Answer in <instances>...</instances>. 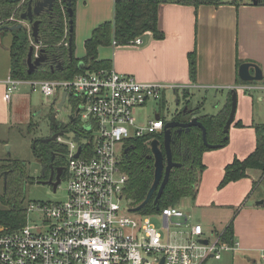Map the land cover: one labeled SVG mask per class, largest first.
<instances>
[{"label": "built area", "instance_id": "built-area-1", "mask_svg": "<svg viewBox=\"0 0 264 264\" xmlns=\"http://www.w3.org/2000/svg\"><path fill=\"white\" fill-rule=\"evenodd\" d=\"M142 44L139 35L125 45ZM112 45L122 44L113 38ZM22 82L40 87L47 96L60 93L55 105L66 92L77 119L71 130L87 142L73 140L65 145L67 199L33 201L27 216L36 212L38 222L30 224L27 219L18 229L0 227V264H161L162 259L164 264H203L210 256L220 259L224 252L238 249L236 240L224 241L219 233L213 240L206 237L203 225L191 222L179 206L169 205L157 214H137L121 205L123 199L129 202L124 193L128 174L122 166L129 140L149 136L150 145L164 133L168 121L160 116L141 123L137 110L151 99L163 100L167 89L176 90L177 85L141 81L111 68L85 69L72 78L9 76L7 101ZM153 216L161 217L165 237ZM261 256L264 262V249Z\"/></svg>", "mask_w": 264, "mask_h": 264}, {"label": "crops", "instance_id": "crops-1", "mask_svg": "<svg viewBox=\"0 0 264 264\" xmlns=\"http://www.w3.org/2000/svg\"><path fill=\"white\" fill-rule=\"evenodd\" d=\"M219 1V5L200 3L198 6L177 0L166 1L159 8V26L164 32L163 38L158 39L147 31L142 34V45H109L108 51L99 53L100 59L111 61V69L131 74L138 80L164 82L177 85L178 88L189 86L193 90L220 94L221 105H217L216 113L227 102L231 89H237L238 105L229 130L228 144L208 150L203 155L206 167L201 174L196 204L205 207H211L212 202L217 200L216 189L224 176L225 167L235 158L244 159L256 149L258 137L255 124H264V78L261 82L249 83H240L238 80L239 60L259 64L264 75V0L258 4L237 0ZM10 45L6 47L9 73ZM2 50L0 46V55ZM193 51L196 52L197 65L195 80L190 75L189 54ZM6 80L0 78L5 101ZM245 85H253L254 88L248 89L254 90L253 93L241 92L247 89ZM238 122L242 125H237ZM263 182L264 172L249 168L245 178L232 181L224 188L227 192L223 204H240L235 218H232V214L227 216L228 221L223 228L234 219V236L239 243L236 251L245 256L243 264H257L264 249V186L257 201L241 204L245 196Z\"/></svg>", "mask_w": 264, "mask_h": 264}, {"label": "trees", "instance_id": "trees-1", "mask_svg": "<svg viewBox=\"0 0 264 264\" xmlns=\"http://www.w3.org/2000/svg\"><path fill=\"white\" fill-rule=\"evenodd\" d=\"M70 1L73 10H75L76 0ZM166 1L169 0H116L114 20L103 22L93 30L92 35L85 41L86 53L82 58L74 56V13L72 17L69 16L68 0L57 2L52 10L37 17L41 20L38 43H42V48L49 59L34 73L29 74L25 59L34 40L31 37L32 33L25 25L13 31L6 27L17 25L22 21L21 14L27 10L29 0H0V39L9 32L13 35L9 48L11 57L10 76L22 80L38 76L41 79L72 78L85 69H108L111 67V61L99 58V47L112 44L113 38L125 45L147 31L152 32L158 39L164 37V32L159 26V8ZM177 1L197 6L200 3L221 4L219 0ZM70 48L73 51L72 58L70 57ZM189 58L190 75L195 80L197 74L196 52H190ZM80 61L84 64L82 69L79 67ZM58 62L63 64L62 70L57 69ZM241 63L243 61L239 60L238 66ZM238 80L240 83H249L242 81L239 77ZM231 107L232 94L229 93L227 102L215 114H199L201 108L199 106L190 108L193 110L192 112L189 110L186 113L177 112L174 119L184 122L193 116H197L206 127L207 141L210 144H220V147H223L228 144L230 139L229 132H225L224 127ZM237 125H242V123L238 122ZM255 129L258 137L256 149L246 158H235L225 167L220 187L245 178L249 168L261 169L264 172V124H255ZM148 137L130 139L127 145L129 151L122 156V166L128 174L124 193L128 200L134 203L135 206L133 207L145 200L154 181L155 158L152 155L150 145L146 142ZM173 138L172 157L174 161L180 162L182 165L172 169L169 181L159 200V205L154 203L156 196L154 194L153 198L141 208L140 214H157L162 208L169 205L178 206L184 197H195L198 191V181L206 167L203 155L213 148L204 142L203 131L199 126H193L190 130H184L182 133L174 131ZM157 139L161 142V149L165 152L164 133L158 134ZM52 150L66 152V147L58 144L57 141L52 143L36 141L34 146V154L41 163L50 158ZM19 164V162H15L9 168L7 177V191H9L8 195L12 199V205L0 211V226L10 229H18L26 224L27 207L23 204L25 201L24 185L27 180L33 179V177L24 176L21 173ZM217 233L221 234L224 241L233 243L235 240L234 219H231Z\"/></svg>", "mask_w": 264, "mask_h": 264}, {"label": "rangeland", "instance_id": "rangeland-1", "mask_svg": "<svg viewBox=\"0 0 264 264\" xmlns=\"http://www.w3.org/2000/svg\"><path fill=\"white\" fill-rule=\"evenodd\" d=\"M61 1V0H60ZM59 1V2H60ZM249 1L254 3L253 0H237ZM114 3L115 0H76L74 10V56L82 58L85 56V41L91 35L93 30L103 22L114 20ZM31 31V25L26 22L24 24ZM32 37V36H31ZM2 43L0 46L3 48V53L0 55V78L8 79L9 73V53L8 47L12 42V33H6L1 37ZM33 38V37H32ZM35 47V53L40 52L42 43L32 41ZM112 45V44H110ZM134 45H131V47ZM135 47V46H134ZM110 48L109 45H101L99 53ZM5 52V53H4ZM102 57V56H101ZM40 77V76H38ZM36 77L35 79H41ZM0 82V211L9 208L12 205V199L8 195V172L15 162H19V169L24 176L33 177L31 180L25 182V201L23 204L27 207L33 201L42 202H55L62 201L68 197V186L66 181H62L56 191L49 184L37 182V178L42 174L43 164L36 158L34 154V146L38 139L47 138L52 135V120L51 115L57 110L55 100L60 98V93L57 96L45 95L40 87L34 88L26 82L19 83L16 90L12 93L11 100L5 101L3 99L4 89L1 87ZM183 87V86H182ZM177 90L167 89L165 98L163 100L151 99L144 106L140 107L137 112L138 121L141 123L153 119L156 113L161 114L165 120L174 117L177 112L183 111L185 107L200 108L199 114H215L219 102L220 94L208 92L204 90L191 89L189 86ZM176 91V92H174ZM254 90H242L246 94L253 93ZM216 92V91H215ZM248 94V95H249ZM256 98V97H255ZM204 103H200V101ZM199 102V103H198ZM72 107L68 101L63 105V108L57 114L56 119L60 122H66L67 116L71 113ZM80 140L86 143L85 137L80 136L76 130H70L63 136V141L58 144L65 146L71 141ZM9 147V150H8ZM7 174V175H6ZM201 181V176L198 181ZM222 181V179H221ZM220 181V183H221ZM219 183V182H218ZM217 186V200L212 202L211 207H205L196 204L197 198L193 196L184 197L179 207L190 216V221L193 223H201L204 227L205 236L214 239L215 234L221 231L223 226L227 223V216L232 214V218L238 212L237 208L240 204L228 206L223 204L226 197V185ZM259 184L253 192L242 200L241 204H247L248 201H257V197L263 191H260ZM224 189V190H223ZM223 190V191H221ZM215 191V188H214ZM121 205L126 207L135 206L132 201L127 202L126 199L121 201ZM139 214V211H132ZM235 218V217H234ZM28 222L33 224L39 221L36 212H30L27 216ZM153 223L161 231L163 237L166 236V230L163 229V222L160 216H153ZM4 227V226H0ZM216 229L217 231H213ZM245 256L237 251H226L222 254V258L217 259L210 256L204 264H243ZM257 264H264L262 256L257 260Z\"/></svg>", "mask_w": 264, "mask_h": 264}, {"label": "water", "instance_id": "water-1", "mask_svg": "<svg viewBox=\"0 0 264 264\" xmlns=\"http://www.w3.org/2000/svg\"><path fill=\"white\" fill-rule=\"evenodd\" d=\"M17 1H21V0H17ZM57 2H59V0H29L27 10L21 14L22 21L17 25L6 26V27L9 30L13 31V30L22 28L23 25L26 22H28L31 25L32 37L34 38V41L38 43L41 20L38 19L37 17L41 16L44 12L52 10ZM253 2L254 4H258L260 0H253ZM67 7H68L69 16L72 17L74 10L71 6L70 0H68L67 2ZM70 23H72V20H70ZM72 56H73V51L70 48V57L72 58ZM48 59H49V56L46 54L44 49H42L39 55L36 56L35 47L32 45L25 59V62L28 67V73L29 74L34 73ZM79 67L81 69L84 68V64L82 61L79 62ZM63 68H64L63 64L61 62H58L57 69L62 70ZM238 74H239V78L245 82H261L263 81V78H264L263 69L259 66V64L252 62V61H245L241 63L238 69ZM230 93L232 94V107H231L229 117L224 127L225 132H229L230 127L235 120L237 105H238L237 89L236 88L231 89ZM66 97H67V93L64 92L61 100L57 103V110L54 111L51 115L52 124L54 126H58L56 116L60 112V110L63 108V105L66 101ZM188 110L190 112L193 111L192 109L186 106L185 109L183 110V113H186ZM160 116L161 114L159 113H156L155 115L157 119ZM193 126H199L200 128H202L203 139L207 146H209L210 148L220 147V144H210L207 141L206 127L198 119L197 116H193L190 120L184 121V122L177 120V119L168 120L165 123V127H164L163 145H164L165 152L161 149V142L158 139H154L150 144L152 155L155 158V176H154L153 184L151 188L149 189L145 200L141 202L139 205H137L136 207L131 208V211H135V212L140 211L141 208L145 206L153 198L154 194H156L154 203L159 205V200L163 194V191L165 189L167 182L169 181L172 169L174 167H178L182 165L180 162L174 161L172 157L171 146H172V143L174 142L173 133L174 131H177L178 133H182L184 130H190V128ZM63 133H64L63 131L56 132L50 137L40 138L37 141L44 142V143L50 142V141H56L59 136L63 135ZM8 150H9V147H8ZM126 152H127V148L125 149L124 153ZM80 153H81V147L79 148V151L76 154V156H79ZM37 182L53 185L54 191L57 190V186L59 184L58 181L52 182L50 179L49 180L41 179V180H38ZM260 203H263V201H260ZM203 242L207 243V240H204ZM161 264H164V259H162Z\"/></svg>", "mask_w": 264, "mask_h": 264}, {"label": "flooded vegetation", "instance_id": "flooded-vegetation-1", "mask_svg": "<svg viewBox=\"0 0 264 264\" xmlns=\"http://www.w3.org/2000/svg\"><path fill=\"white\" fill-rule=\"evenodd\" d=\"M73 111H74V108L72 107V111L67 116L66 122H60L56 119L58 126H54L52 124L53 125L52 135L55 134L56 132H60V131L64 132V131H69L71 129H75V124L77 123V119L75 118ZM171 119H174V117H172ZM56 141H50V142L52 143V142H56ZM128 151H129V147H127V152ZM126 153H124V154H126ZM42 164H43L42 174L37 178V181L41 180V179L42 180H49L50 179L52 182L58 181L59 184H58L57 188L60 186L62 181H66V178L68 175L66 152H63L60 150H52L50 158L46 159V161L42 162ZM49 185L54 190V186L51 184H49Z\"/></svg>", "mask_w": 264, "mask_h": 264}]
</instances>
